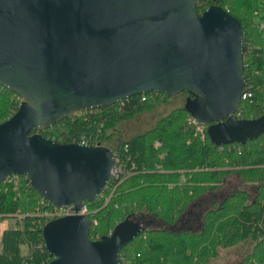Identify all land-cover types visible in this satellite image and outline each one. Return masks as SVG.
<instances>
[{
    "label": "water",
    "instance_id": "1",
    "mask_svg": "<svg viewBox=\"0 0 264 264\" xmlns=\"http://www.w3.org/2000/svg\"><path fill=\"white\" fill-rule=\"evenodd\" d=\"M199 1L0 0V85L21 98L0 122V181L26 175L43 199L76 212L42 226L53 256L46 264H120L119 251L142 226L128 219L91 239L77 211L108 182L113 151L38 130L132 95L183 90L193 94L185 107L213 123L220 142L264 130V114L233 116L247 86L239 20L219 5L198 13Z\"/></svg>",
    "mask_w": 264,
    "mask_h": 264
},
{
    "label": "trees",
    "instance_id": "2",
    "mask_svg": "<svg viewBox=\"0 0 264 264\" xmlns=\"http://www.w3.org/2000/svg\"><path fill=\"white\" fill-rule=\"evenodd\" d=\"M210 5L221 6L241 24L242 70L250 95L240 100L237 109L243 119L259 117L264 114V26L260 27L264 0H200L195 8L201 13ZM180 93L182 105L111 147L125 173L103 186L102 197L84 201L87 218L96 221L89 237L99 239L117 224L134 216L141 222V215L148 214L159 225L140 224L142 230L119 251L120 264H208L219 248L246 240L252 245L240 264H264V130L244 142H220L207 133L213 123H205L201 139L187 121L191 113L185 101L193 94ZM139 95L75 112L38 132L57 142L85 135L105 145L108 131L117 123L173 97L147 92L140 101ZM20 101L18 94L0 85V122ZM231 175L244 186L212 200L202 213L200 229L169 227L204 194H216ZM54 209L31 187L26 175L0 181V222L14 220L0 234V264H46L53 258L44 247L42 226Z\"/></svg>",
    "mask_w": 264,
    "mask_h": 264
},
{
    "label": "rangeland",
    "instance_id": "3",
    "mask_svg": "<svg viewBox=\"0 0 264 264\" xmlns=\"http://www.w3.org/2000/svg\"><path fill=\"white\" fill-rule=\"evenodd\" d=\"M183 100L184 95L182 93H178L173 95V97L169 98L167 101L160 102L154 109L150 111L137 112L130 118L122 120L121 122L117 123L115 128H113L111 131H108V142H120V140L127 139L135 134L147 130L148 128L152 127L160 117L167 114L173 108L182 105ZM207 133L211 139L216 140L214 124H209L207 126ZM108 142L105 145L108 146ZM239 186L244 185L240 184V180L237 176L231 175L226 177L216 194H204L201 198L196 200L188 207V209L183 213L176 223L169 227L176 230L187 229L190 231H197L201 227L202 213L210 206V202L212 200L218 199V197L221 195L223 196L227 192H230L232 189ZM246 189H249L250 191L253 190L250 187H247ZM134 215L137 216V214ZM129 221L132 223H139L140 217L134 216V218L129 219ZM13 222V219L7 218L0 222V224L5 228L13 226ZM140 224L144 226L159 225V223H154V221L150 220L148 218V214L141 215ZM251 245V241L246 240L231 247H221L218 249V256L211 259L208 264H240L241 258L250 250Z\"/></svg>",
    "mask_w": 264,
    "mask_h": 264
},
{
    "label": "built area",
    "instance_id": "4",
    "mask_svg": "<svg viewBox=\"0 0 264 264\" xmlns=\"http://www.w3.org/2000/svg\"><path fill=\"white\" fill-rule=\"evenodd\" d=\"M264 26V24L262 23L260 25V27L262 28ZM250 95V92H247V90L244 91V93L241 95V99L246 98L247 96ZM140 101H144L147 96L145 95V93H141L139 95ZM126 99V98H125ZM120 101H123L120 100ZM238 108V106H237ZM233 116L237 119H243L241 118V110L240 109H236L235 112L233 113ZM188 124H190L194 130V132L199 135V137L202 139L204 138V134H205V123L196 119L194 116L190 115L187 118ZM53 140V138H51ZM71 142H77L79 144H84V145H98L99 142H96L95 139L91 138V137H87L85 135H80L77 139L72 140ZM124 168L121 164V162L119 161V159L115 156V154L113 153V165L110 169V179H118L119 177H123L124 176ZM108 180V182H109ZM106 185V184H105ZM103 190V189H102ZM102 190L100 191V193L98 194L97 197H95V199H99L100 197H102L103 192ZM107 201V199H106ZM105 201V202H106ZM55 206V205H54ZM57 209H54L53 212L50 213V219L54 218V217H58L64 214H74L76 213L73 209L72 205L69 206H64V207H57L55 206ZM87 209L85 206V203L83 202V205L81 207V209L79 211H77V213H81V214H85L87 215ZM96 223L95 220L90 221V229L92 228V225H94ZM4 229V227L0 224V234L2 232V230ZM112 230H109L108 234L111 233Z\"/></svg>",
    "mask_w": 264,
    "mask_h": 264
},
{
    "label": "crops",
    "instance_id": "5",
    "mask_svg": "<svg viewBox=\"0 0 264 264\" xmlns=\"http://www.w3.org/2000/svg\"><path fill=\"white\" fill-rule=\"evenodd\" d=\"M108 143H109V142H108ZM117 143H118V142L114 141V142H112V143H109L108 146L113 147V146H115Z\"/></svg>",
    "mask_w": 264,
    "mask_h": 264
}]
</instances>
